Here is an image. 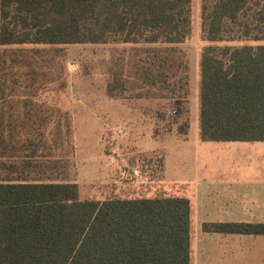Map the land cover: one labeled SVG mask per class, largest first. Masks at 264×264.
<instances>
[{
	"label": "trees",
	"instance_id": "trees-1",
	"mask_svg": "<svg viewBox=\"0 0 264 264\" xmlns=\"http://www.w3.org/2000/svg\"><path fill=\"white\" fill-rule=\"evenodd\" d=\"M199 4V136L264 140V0ZM190 28L191 0H0V264H189V200L80 199L70 115L43 94L59 77L56 46L122 43L133 53L109 67L107 96L179 101ZM202 229L264 234V222Z\"/></svg>",
	"mask_w": 264,
	"mask_h": 264
},
{
	"label": "crops",
	"instance_id": "crops-1",
	"mask_svg": "<svg viewBox=\"0 0 264 264\" xmlns=\"http://www.w3.org/2000/svg\"><path fill=\"white\" fill-rule=\"evenodd\" d=\"M196 81V78L192 82L188 77L185 97L188 99L191 95V98L187 108L185 106L184 114L188 119L185 133L177 132L176 125L165 132L155 131L156 137L151 138L149 148L161 149L163 154L161 168L154 173L158 181L153 188L140 186L131 189L130 183L117 172L118 166L123 165L122 159L113 161L108 151L105 152L107 147L103 152L101 145H95L93 148L96 149H91L88 156L79 157L74 138L72 178L77 183L79 198L102 200L142 194L149 196L160 191L185 196L190 209L189 264H264V234L207 232L202 229L204 222H264V218H258L257 199V195H264V140H202L199 136ZM103 92L101 102L114 107L115 99L107 96L104 89ZM185 97L179 101L176 98L134 96L123 99L148 103L163 100L176 104ZM122 110L126 122H129L125 132L130 135H142L144 129L140 126L143 121L148 118L150 123L154 118L152 115L146 117L141 110L137 113L144 118L133 114V108L127 102L123 103ZM87 112L89 116L95 114L94 109L83 110V113ZM103 114L107 116V108ZM74 119L76 121V116ZM92 125L82 132L103 134L104 126L102 129L95 124L99 127L94 129ZM75 131L74 125V135ZM130 142L137 144L139 139H131ZM172 153L175 157H170ZM83 172L92 176L86 177Z\"/></svg>",
	"mask_w": 264,
	"mask_h": 264
},
{
	"label": "rangeland",
	"instance_id": "rangeland-1",
	"mask_svg": "<svg viewBox=\"0 0 264 264\" xmlns=\"http://www.w3.org/2000/svg\"><path fill=\"white\" fill-rule=\"evenodd\" d=\"M199 7V0H191V28L185 40L179 45L186 53L188 77H190L192 82L196 78L195 84L197 86L199 82V56L202 47L206 44V41L201 37ZM56 49L59 77L56 78V81L47 85L43 95L47 101L56 103L61 112H68L70 115L71 126H73V145L70 157L71 167L69 170L71 176L73 177L74 172L72 160L75 152L74 138L79 157L88 156L91 149H96L93 146L101 145L102 148L100 149L102 151L107 147L105 152L107 153L108 151L113 161L115 159L118 161L120 158L122 159L120 161H123V165H120L117 161L115 162L120 165L118 166L119 168L128 169L144 161L149 167H154L156 163L157 170L159 171L163 154L161 149L149 148L152 142L151 138L156 137L155 131L159 133L165 132L170 126L174 128L185 119V114H178L179 107L183 105L184 108L185 106L187 108L191 95L190 98L186 99L185 97L180 103L176 104L163 100L151 103L146 101L133 102V100L127 101L123 98H114V107L109 103L104 104L101 102V98L108 79L109 67L114 62L116 63L117 58L122 56L127 58L132 55L134 45L122 43H73L58 45ZM124 102L130 104L133 108V114L139 115L137 112L142 111L146 117L148 115L154 117L150 119V123L147 121L148 118L146 121H143L144 123L140 126V128L144 129L142 135L139 136L135 133H133L134 135H130L125 132L129 122H126L125 112L122 110ZM105 107L107 108V116L103 114V111L106 109ZM151 107H153V110ZM84 109H88L89 111L90 109H94L95 114H90L89 116V112L87 114L83 113ZM75 116L76 121H74ZM143 116L139 115L140 118H144ZM90 117H93V119L91 120ZM91 123L94 129L99 126H102L103 129L104 126L103 134L97 135L98 132L95 134L82 132L84 128L88 129ZM74 125L76 126L75 135ZM131 139H139V143L133 144L130 142ZM66 148L64 147L65 151ZM170 157H175V155L172 153ZM53 159L62 161L65 160V156L56 155ZM60 163H58L57 169H59ZM83 175L86 177L92 176L85 172H83ZM155 183L151 182L146 185L130 183L129 186L132 187L131 189L133 187L139 188L140 186H151L153 188ZM162 193L164 192L160 191L159 194L154 193L149 196H155V194L161 195ZM141 196L144 195L142 194ZM257 196L258 218H264V195Z\"/></svg>",
	"mask_w": 264,
	"mask_h": 264
},
{
	"label": "built area",
	"instance_id": "built-area-1",
	"mask_svg": "<svg viewBox=\"0 0 264 264\" xmlns=\"http://www.w3.org/2000/svg\"><path fill=\"white\" fill-rule=\"evenodd\" d=\"M148 167L144 161H141V163H137L128 169L119 168L117 172L129 183L146 185L158 181V178L154 175L157 171V164L155 163L154 167Z\"/></svg>",
	"mask_w": 264,
	"mask_h": 264
}]
</instances>
